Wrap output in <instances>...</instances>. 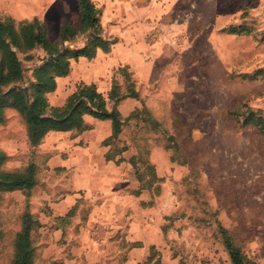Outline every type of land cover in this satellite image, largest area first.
I'll use <instances>...</instances> for the list:
<instances>
[{
	"label": "rangeland",
	"instance_id": "rangeland-1",
	"mask_svg": "<svg viewBox=\"0 0 264 264\" xmlns=\"http://www.w3.org/2000/svg\"><path fill=\"white\" fill-rule=\"evenodd\" d=\"M174 10L179 44L169 41L173 51L139 79L127 66L138 96L108 101L119 132L85 116L84 130L50 132L31 147L23 117L4 111L2 168L33 164L37 184L0 192V264L11 261L25 214L34 264H231L226 238L264 264V0H179ZM0 16L37 20L54 42L78 11L75 0H0ZM14 50L28 87L44 52ZM121 57L71 60L49 106L80 84L105 98L114 84L125 92Z\"/></svg>",
	"mask_w": 264,
	"mask_h": 264
},
{
	"label": "trees",
	"instance_id": "trees-1",
	"mask_svg": "<svg viewBox=\"0 0 264 264\" xmlns=\"http://www.w3.org/2000/svg\"><path fill=\"white\" fill-rule=\"evenodd\" d=\"M79 19L76 23L64 20L59 23L58 39L48 38L46 27L37 20L15 22L12 18L0 16V123L7 108L15 110L25 121L26 138L31 147L39 145L50 132H73L85 129V116L98 120H109L114 133L120 130V119L115 107L109 108L124 98H136L137 90L131 80L127 66L120 70L125 81L130 83L123 93L114 84L107 97L94 84H80L61 107L49 106L46 94L55 90L56 78L69 73L70 61L80 57L93 59L98 50L108 52L113 44L104 36L100 23L101 9L91 0H75ZM228 33L238 34L242 30L230 28ZM82 46L70 48L78 36L86 35ZM40 48L44 52L42 63L33 69L32 81L28 87H20L24 69L16 50L23 52ZM117 87V88H116ZM5 155L0 151V192H29L37 184L33 164L23 170L8 171L2 168ZM14 239V254L9 264H34L29 234L30 215L25 214ZM226 248L231 264H257L226 238Z\"/></svg>",
	"mask_w": 264,
	"mask_h": 264
},
{
	"label": "crops",
	"instance_id": "crops-1",
	"mask_svg": "<svg viewBox=\"0 0 264 264\" xmlns=\"http://www.w3.org/2000/svg\"><path fill=\"white\" fill-rule=\"evenodd\" d=\"M91 1L101 9L100 23L104 36L113 41L110 50H121L123 55L120 58L122 62L119 63L121 60H118L116 65L130 67L133 74L141 70L142 74L148 73L145 71L146 66L152 65L163 53L173 51L175 44H179L176 31L183 25L177 22L174 10L179 0ZM78 19L79 13L77 21ZM99 53L103 54L98 50L96 55ZM136 60L138 68L132 64ZM136 75L134 77L139 79ZM74 192L71 194H75Z\"/></svg>",
	"mask_w": 264,
	"mask_h": 264
}]
</instances>
